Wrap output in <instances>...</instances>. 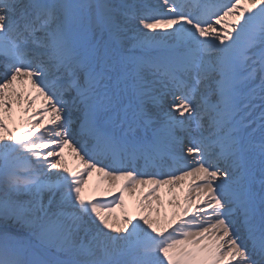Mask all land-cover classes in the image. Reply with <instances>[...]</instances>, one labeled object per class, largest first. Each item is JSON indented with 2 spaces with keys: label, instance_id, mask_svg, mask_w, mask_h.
<instances>
[{
  "label": "snow or ice",
  "instance_id": "obj_1",
  "mask_svg": "<svg viewBox=\"0 0 264 264\" xmlns=\"http://www.w3.org/2000/svg\"><path fill=\"white\" fill-rule=\"evenodd\" d=\"M0 264H264V0H0Z\"/></svg>",
  "mask_w": 264,
  "mask_h": 264
},
{
  "label": "bare ground",
  "instance_id": "obj_2",
  "mask_svg": "<svg viewBox=\"0 0 264 264\" xmlns=\"http://www.w3.org/2000/svg\"><path fill=\"white\" fill-rule=\"evenodd\" d=\"M39 107V101H37V108ZM66 158L68 160V163L70 166L74 165V162L72 160L71 154L68 153V151L66 150ZM89 179V185L86 187V194H91L92 190L96 187V185H100L101 189L106 188L107 185L106 183L102 182V178L99 177L97 174L93 173L92 177L88 178ZM175 192L177 194H179L181 196V198L183 197V192L181 191V189L177 188L175 190ZM139 195V193L137 194ZM161 195L164 197L165 199V207L167 208V200L170 198V194H168L166 192V190H162ZM195 196V193H193V197ZM99 198H104V197H99ZM110 198V197H109ZM126 200L129 202V204L131 205L132 203V199L129 198L126 195ZM168 211H171V209H168ZM117 215H119V209H117Z\"/></svg>",
  "mask_w": 264,
  "mask_h": 264
}]
</instances>
